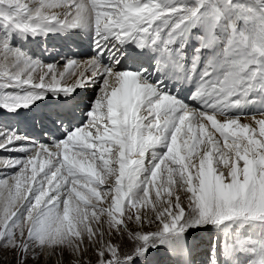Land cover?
<instances>
[{
  "label": "snow or ice",
  "instance_id": "obj_1",
  "mask_svg": "<svg viewBox=\"0 0 264 264\" xmlns=\"http://www.w3.org/2000/svg\"><path fill=\"white\" fill-rule=\"evenodd\" d=\"M0 264H264V0H0Z\"/></svg>",
  "mask_w": 264,
  "mask_h": 264
},
{
  "label": "rangeland",
  "instance_id": "obj_2",
  "mask_svg": "<svg viewBox=\"0 0 264 264\" xmlns=\"http://www.w3.org/2000/svg\"><path fill=\"white\" fill-rule=\"evenodd\" d=\"M55 47V49L57 50V51H61L62 52V50H64V49H62L61 47H65L66 45L64 44V42L63 41H52L50 44H49V47L51 48V47ZM32 47L33 48H35L36 49V52L37 53H40V52H42V47L41 46H39V45H32ZM66 48V47H65ZM62 49V50H61ZM76 51V52H75ZM85 50H83V52H84ZM69 52V51H68ZM68 52L66 53V54H68ZM71 52L74 54V53H80V54H82V52H80L76 47H73V49H71ZM44 55H48V53H44ZM71 56V55H70ZM92 95V93H91V91L89 90V91H87V93H86V95H84V96H81L80 97V100L82 99V101H86L87 102V100H88V97L89 96H91ZM7 119V118H6ZM9 123H14L15 121L14 120H9L8 121ZM207 234L206 233H202V232H195L194 233V238L195 239H197V240H199V239H201L202 237H204V236H206Z\"/></svg>",
  "mask_w": 264,
  "mask_h": 264
},
{
  "label": "bare ground",
  "instance_id": "obj_3",
  "mask_svg": "<svg viewBox=\"0 0 264 264\" xmlns=\"http://www.w3.org/2000/svg\"><path fill=\"white\" fill-rule=\"evenodd\" d=\"M56 42V41H55ZM76 48H77V46H75ZM73 49V48H72ZM78 49V48H77ZM62 50V49H61ZM79 50V49H78ZM61 52V51H60ZM69 52L70 53H72L71 52V50H69ZM76 52V51H75ZM81 52V51H80ZM62 53L64 54V55H67V56H70L69 55V53L68 54H66L67 53V50H62ZM84 55H86V51H84L83 52V50H82V54H81V57H83ZM82 100V99H81ZM44 108V107H43ZM46 110V109H45ZM29 114H31V113H25V115L27 116V115H29Z\"/></svg>",
  "mask_w": 264,
  "mask_h": 264
}]
</instances>
